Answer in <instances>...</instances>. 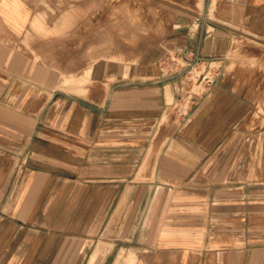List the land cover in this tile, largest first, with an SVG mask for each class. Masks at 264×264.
I'll list each match as a JSON object with an SVG mask.
<instances>
[{
    "label": "crops",
    "instance_id": "obj_1",
    "mask_svg": "<svg viewBox=\"0 0 264 264\" xmlns=\"http://www.w3.org/2000/svg\"><path fill=\"white\" fill-rule=\"evenodd\" d=\"M156 1L0 0V264H264V118L145 66L264 61V0Z\"/></svg>",
    "mask_w": 264,
    "mask_h": 264
},
{
    "label": "rangeland",
    "instance_id": "obj_2",
    "mask_svg": "<svg viewBox=\"0 0 264 264\" xmlns=\"http://www.w3.org/2000/svg\"><path fill=\"white\" fill-rule=\"evenodd\" d=\"M140 1L144 5L148 4V0ZM170 2V0H158L156 5L163 9L169 6ZM142 49L146 50L147 55L152 52L153 47L144 46ZM182 49L178 48L177 53L172 49L170 54L169 47L162 45L156 50L152 61L145 65L149 68L154 66L155 74L168 76L170 73H175V84L178 89L174 100V104L177 105V123L180 120L185 121L191 114L192 108L194 112V107L204 103L212 88L219 85L234 87L240 92V101L250 103L255 108L253 112L256 117L264 118V61L260 59V55L248 40L237 42L235 47H231L230 53L225 55L226 57L222 54L218 57L213 55L210 61L206 59V53L196 42L186 55ZM153 79L156 78L145 81ZM169 99L172 100L173 96H169ZM183 106L186 108L181 109ZM167 115L166 112L165 118Z\"/></svg>",
    "mask_w": 264,
    "mask_h": 264
}]
</instances>
